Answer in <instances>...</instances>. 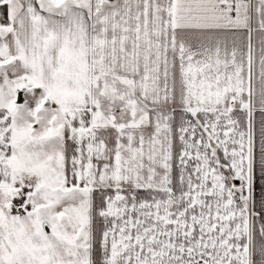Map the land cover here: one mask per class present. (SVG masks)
<instances>
[{"label": "snow or ice", "instance_id": "1", "mask_svg": "<svg viewBox=\"0 0 264 264\" xmlns=\"http://www.w3.org/2000/svg\"><path fill=\"white\" fill-rule=\"evenodd\" d=\"M0 264H264V0H0Z\"/></svg>", "mask_w": 264, "mask_h": 264}]
</instances>
